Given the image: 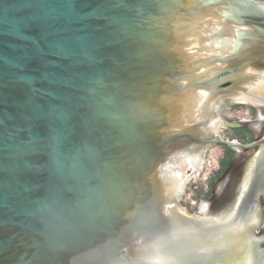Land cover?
<instances>
[{
    "label": "water",
    "instance_id": "1",
    "mask_svg": "<svg viewBox=\"0 0 264 264\" xmlns=\"http://www.w3.org/2000/svg\"><path fill=\"white\" fill-rule=\"evenodd\" d=\"M263 134L264 0H0V264H264Z\"/></svg>",
    "mask_w": 264,
    "mask_h": 264
},
{
    "label": "flooded vegetation",
    "instance_id": "2",
    "mask_svg": "<svg viewBox=\"0 0 264 264\" xmlns=\"http://www.w3.org/2000/svg\"><path fill=\"white\" fill-rule=\"evenodd\" d=\"M262 139H264V134L262 135V137H260L259 139H257L256 141H254V142H257V141H260V140H262ZM201 141V139L198 141V142H200ZM197 141L195 142L196 144H198V145H200L201 147H203L200 143H198ZM253 142V143H254ZM253 143H251V144H253ZM241 144V143H240ZM229 147V146H228ZM258 146H255V148H257ZM241 150H247V149H249V148H247V147H241L240 148ZM241 168V167H240ZM241 172H242V169H238V170H236V169H233V167L229 170V180H228V182L230 181V179H232V178H238L239 179V177H241L240 176V174H241ZM234 179H232V181H233ZM260 192V197H262L263 198V200H264V189L262 190H260L259 191ZM263 203V202H262ZM260 205V204H259ZM257 210V209H256Z\"/></svg>",
    "mask_w": 264,
    "mask_h": 264
}]
</instances>
